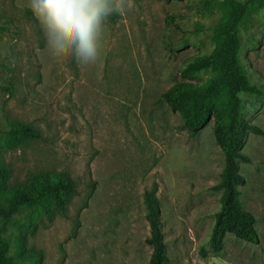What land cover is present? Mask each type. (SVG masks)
I'll return each instance as SVG.
<instances>
[{
	"label": "rangeland",
	"instance_id": "1",
	"mask_svg": "<svg viewBox=\"0 0 264 264\" xmlns=\"http://www.w3.org/2000/svg\"><path fill=\"white\" fill-rule=\"evenodd\" d=\"M228 1L243 0H134L109 18L102 61L85 67L49 57L27 0H0V86L11 90L0 92V167L9 173L0 205L31 180L64 177L73 185L62 209L46 200L14 215L4 238L15 264H148L143 193L153 187L172 263L264 264V7L245 18L237 54L259 91L240 94L239 108L261 131L246 137L250 162L240 164L246 183L239 188L257 243L226 234L222 251L211 252L221 195L212 187L223 155L211 121L192 135L160 98L177 82L202 86L216 77L183 72L219 44L213 30L226 20ZM226 102L224 93L210 106ZM13 121L40 138L15 141Z\"/></svg>",
	"mask_w": 264,
	"mask_h": 264
},
{
	"label": "trees",
	"instance_id": "2",
	"mask_svg": "<svg viewBox=\"0 0 264 264\" xmlns=\"http://www.w3.org/2000/svg\"><path fill=\"white\" fill-rule=\"evenodd\" d=\"M226 6V20L213 30L221 39L219 44L209 55L190 59L183 72L187 76L211 70L216 77L202 86L180 81L160 95L161 101L179 115L183 129L190 134H197L212 122L214 142L223 155L219 181L212 187V190L221 193L220 208L215 214L210 236V249L214 254L222 251L226 234L247 243L255 244L258 241L255 217L241 206L239 188L246 183L245 177L240 173V164L250 162L242 151L246 137L250 133L261 134V131L256 125L239 116V108L240 94H258L259 91L249 84L237 54L241 26L249 14L264 7V0L228 1ZM165 22L168 25L174 24V15L167 16ZM2 91L11 92L9 87L0 86V92ZM224 93L227 95L224 108L211 107V102L219 99ZM224 115L226 122L223 121ZM10 128L15 141L18 140V135H21L22 139L40 138L39 133L28 125L13 121ZM8 180L7 169L0 167V192L7 189ZM72 191L73 185L68 179L59 177L55 183H51L47 176L42 181L31 180L14 189L7 203L0 205V264H15L8 255L9 243L4 238L14 215L22 209L41 206L46 200L60 210L68 202ZM143 203L149 227L145 243L151 248L148 264H174L167 254L160 206L154 187L144 191ZM199 254L202 258L207 256L204 250H200Z\"/></svg>",
	"mask_w": 264,
	"mask_h": 264
},
{
	"label": "clouds",
	"instance_id": "3",
	"mask_svg": "<svg viewBox=\"0 0 264 264\" xmlns=\"http://www.w3.org/2000/svg\"><path fill=\"white\" fill-rule=\"evenodd\" d=\"M134 6V0H27L49 57L57 62L75 59L85 67L103 59L109 18Z\"/></svg>",
	"mask_w": 264,
	"mask_h": 264
}]
</instances>
